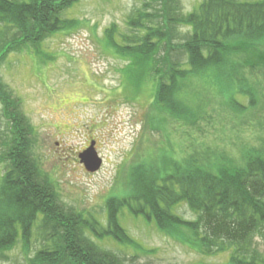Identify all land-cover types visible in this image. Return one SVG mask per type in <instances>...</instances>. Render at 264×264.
Listing matches in <instances>:
<instances>
[{
  "label": "rangeland",
  "instance_id": "rangeland-1",
  "mask_svg": "<svg viewBox=\"0 0 264 264\" xmlns=\"http://www.w3.org/2000/svg\"><path fill=\"white\" fill-rule=\"evenodd\" d=\"M202 1L180 0L181 12L195 11ZM143 3L79 0L65 16L78 19L80 25L46 37L39 49L47 56L27 49L9 54L0 63V84L16 103L18 119L21 116L22 124L32 129L26 139L39 176L53 181L60 204L91 222L94 231L88 222L83 230L90 241L118 255L122 264H228L231 250L205 254L191 244L195 234L182 224L199 217L187 202L173 208V231L168 234L155 218L148 221L149 208L131 196L137 181L152 168L166 174L177 164L191 162L216 173L225 164L240 166L249 151L263 149L264 63L246 62L249 67L218 80L212 73L181 79L175 100L185 102L186 108L176 114L156 100L158 76L143 72L137 84L136 73L128 69L131 61L104 42L107 31H113L121 45L125 39L133 40L128 21ZM190 30L179 25L174 42H187ZM248 51L255 58L256 50ZM176 55L177 60H186L181 50ZM2 106L0 102V155L13 126ZM93 141L102 166L92 173L79 154ZM4 166L0 163V177ZM111 198L127 243L110 235ZM155 208L157 214V204ZM28 227L25 244L22 232L10 247L0 250V264H53V259L36 260L39 251L55 242L43 216L32 218ZM255 243L262 260L264 238L257 236Z\"/></svg>",
  "mask_w": 264,
  "mask_h": 264
},
{
  "label": "trees",
  "instance_id": "trees-1",
  "mask_svg": "<svg viewBox=\"0 0 264 264\" xmlns=\"http://www.w3.org/2000/svg\"><path fill=\"white\" fill-rule=\"evenodd\" d=\"M78 1L0 0V63L23 49L47 56L39 49L46 37L80 25L78 19L65 16ZM179 25L191 28L188 41L181 44L174 42ZM128 26L134 32L133 40L125 39L121 45L113 31H107L106 46L133 61L135 68L129 63L128 69L136 73L137 84L143 72L158 76L156 100L174 113L177 109V113H183L186 108L185 102L175 100V93L182 88L180 80L188 75L212 73L218 80L249 67L246 62L264 63V0H203L198 9L187 14L181 12L180 0H144ZM250 47L256 50L253 59ZM179 50L186 55L184 62L176 58ZM168 98L173 99L171 104ZM0 102L4 116L13 122L0 155V163L5 164L0 177V250L10 247L22 232L25 244L29 233L24 231L29 228V221L41 215L55 242L38 252L37 261L122 264L118 255L89 240L83 230L88 222L94 231L91 222L85 221L80 212L72 213L60 204L53 181L39 176L38 163L30 154L26 139L32 129L22 124L21 116L18 119L13 110L16 103L3 84ZM145 169L141 172L145 173ZM131 200L144 202L150 210L148 221L155 218L168 234L173 231V208L185 201L199 217L196 222L182 224L195 234L190 237L191 244L205 254L231 250L228 264H264L255 248L256 237L264 238V148L249 151L240 166L225 164L216 173L191 162L177 164L166 174L152 168L148 176L137 181ZM112 201L111 198L107 202L113 210L108 222L110 235L121 244L127 243L120 234L119 229L122 233L125 230L114 216L116 202L111 205ZM155 204L157 214L153 212Z\"/></svg>",
  "mask_w": 264,
  "mask_h": 264
},
{
  "label": "water",
  "instance_id": "water-1",
  "mask_svg": "<svg viewBox=\"0 0 264 264\" xmlns=\"http://www.w3.org/2000/svg\"><path fill=\"white\" fill-rule=\"evenodd\" d=\"M79 158L82 164L89 172H96L102 166V159L99 157L96 148L95 141L90 146L79 154Z\"/></svg>",
  "mask_w": 264,
  "mask_h": 264
}]
</instances>
